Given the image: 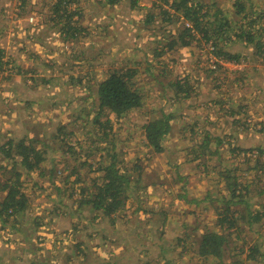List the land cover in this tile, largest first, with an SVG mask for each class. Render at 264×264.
Masks as SVG:
<instances>
[{
	"label": "rangeland",
	"instance_id": "1",
	"mask_svg": "<svg viewBox=\"0 0 264 264\" xmlns=\"http://www.w3.org/2000/svg\"><path fill=\"white\" fill-rule=\"evenodd\" d=\"M59 1L26 0L23 7L22 0H0V203L7 182L18 179L29 204L0 219V264H196L199 238L226 228L219 214L232 201L227 183L237 177L247 187L236 192L245 195L243 203L231 209L245 218L230 230L226 264L242 262L257 246L264 252V222L249 217L264 211V65L255 56L258 40L264 47V0H195L236 31L261 33L254 44L216 36V54L197 36L191 46L158 56L155 50H166L183 25L161 22L164 11L153 0L116 6L61 0L56 9ZM131 68L138 70L143 107L123 118L110 115L112 131L96 127L98 83ZM170 114L157 151L147 145L144 125ZM107 115L102 111L101 120ZM61 126L68 129L59 132ZM102 139L116 143L118 164L133 180L124 211L113 220L77 206L66 187L75 166L88 188L103 176L76 159L96 170L107 163ZM24 140L43 152V174L11 172L16 161L3 145ZM232 255L235 261L227 259ZM257 258L255 264H264V253Z\"/></svg>",
	"mask_w": 264,
	"mask_h": 264
},
{
	"label": "trees",
	"instance_id": "2",
	"mask_svg": "<svg viewBox=\"0 0 264 264\" xmlns=\"http://www.w3.org/2000/svg\"><path fill=\"white\" fill-rule=\"evenodd\" d=\"M26 0H22L21 6L24 7ZM106 5L116 6L120 4L122 0H102ZM137 0H134L135 3ZM156 6L162 7L161 13L165 16L161 22L175 23L181 22L183 25V30L176 36L174 34L173 39L167 44L166 50L164 48L160 51L155 50V56L160 54H165L170 52L177 45L182 48L191 46L193 40L200 36L205 44L208 46L212 45L213 53L216 50L215 37L217 39H224L225 41H232L233 39L238 42L243 40L245 44H254L261 36H256V33L250 32H239L234 29L232 22H225L226 18L219 16L218 11L210 16V8L207 4L203 2H195V0H153ZM161 2V5H157ZM62 1L60 0L57 4V8L61 7ZM245 7L241 6L240 15L245 11ZM161 14V15H162ZM162 15V16H163ZM66 16V14H65ZM73 15H67V19L71 18ZM175 20V21H174ZM152 22V20H150ZM72 26V25H71ZM70 22L67 23V27L72 29ZM260 39V38H259ZM229 44V43H228ZM255 56L260 59L264 65V47L261 40L255 44ZM221 54L228 59L238 60V56H234L230 52H221ZM138 70L135 68L131 69H119L111 71L108 77L98 83L96 88V93L98 95V108L101 113L97 115L94 119V124L97 127H103L105 129H110L112 131V116L115 115L117 118H123L124 116L131 113L133 110L143 107L144 96L138 88V83L135 78L137 76ZM181 92H184L183 90ZM102 111H107V120L102 121ZM174 118L172 114L163 115L161 118L156 119L152 122H148L144 125L145 128V140L148 146L155 148L157 151H162V143L165 135L169 133L170 121ZM68 127H60L59 132H63ZM73 132H69V135H73ZM108 137L109 134L105 133ZM209 140V139H208ZM102 141H105L102 139ZM106 142V141H105ZM224 143V141H220ZM114 141L106 142V148L109 155L108 162L100 161V166L95 169V165L88 164L89 160L81 158H76L82 167L89 166L90 170L102 171L103 176H97L94 180L93 185L88 188L86 187L85 180L80 174V169L75 166L71 169V175L66 177L67 180V191L69 190V199H74L75 204L80 208L88 207L94 212H97L100 216L110 218L113 220V216L118 212L124 211L126 202L129 198V189L132 186V177L127 174L118 164L117 153L115 151ZM82 144L77 142L75 144V149L79 151L82 148ZM68 150H72L75 153L74 146L69 144ZM66 147V146H65ZM110 148V149H109ZM3 151L8 157H12L15 164L11 168V172L17 177L22 176V173H17L18 167L24 168L28 174L39 172L43 174L41 164L44 161V154L36 148V141H22L14 145L12 141L6 142L3 145ZM262 152V150H259ZM18 156H21L20 163L18 162ZM251 159L248 157L244 162H240L242 165L247 163ZM260 157L257 159L259 160ZM198 160V158H196ZM20 164V166H19ZM95 169V170H94ZM54 173V172H52ZM71 178H74L71 180ZM71 181V182H68ZM242 181L237 177L232 183H227L228 186L233 189L232 201L226 203V208L219 215V223L227 225V228L217 231H207L203 234L197 241V253L204 260H209L214 258L221 263L226 264L224 259L226 256L225 252L229 246V237L232 233L230 230L238 227L237 218L244 219L245 216L242 215L238 209H231V205L241 203L244 194H236L237 191L242 192L246 189V185L241 183ZM9 185V186H8ZM22 181L16 180L11 184L7 182L4 187L7 190V195L4 197L0 203V219L4 222L7 218L15 216L17 212L25 210L29 205L27 204V196L21 189ZM64 196H67L65 194ZM238 201V202H235ZM228 203V204H227ZM243 203V202H242ZM251 222L257 223L258 225L263 223L264 211L259 212L258 210L249 213ZM228 231V232H226ZM243 249L241 250V252ZM263 254L260 252V246H257L254 251L248 252L249 259H255L257 254ZM183 254V253H181ZM233 256V255H232ZM234 264H243L242 262H235Z\"/></svg>",
	"mask_w": 264,
	"mask_h": 264
},
{
	"label": "crops",
	"instance_id": "3",
	"mask_svg": "<svg viewBox=\"0 0 264 264\" xmlns=\"http://www.w3.org/2000/svg\"><path fill=\"white\" fill-rule=\"evenodd\" d=\"M43 171V170H42ZM60 210H58L57 212H59ZM226 228H227V225H226ZM248 253L246 254V257L244 258V259H242V261H243V264H255L254 262H256L255 260H258V258H257V256H256V258L255 259H249L248 258ZM234 256V255H233ZM233 256H229L227 259H230L231 261H235V259H233ZM185 256H183V254H180V255H176L175 256V258L176 259H182V258H184ZM198 257H200V256H198ZM190 259V258H189ZM193 259H194V261L196 262V264H204V261H206V260H204V259H202L201 257H200V259L199 258H196V256L195 257H193ZM192 259V260H193ZM261 259V258H260ZM224 261L226 262V261H228V260H226V257H225V259H224ZM261 261V260H260ZM229 262V261H228ZM184 264H186V263H184ZM190 264H192V262L190 263Z\"/></svg>",
	"mask_w": 264,
	"mask_h": 264
}]
</instances>
